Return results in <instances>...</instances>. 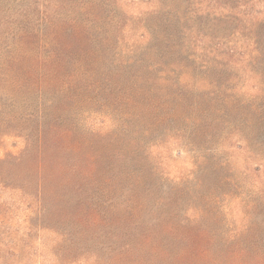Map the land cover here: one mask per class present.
<instances>
[{
	"label": "rangeland",
	"instance_id": "374dc122",
	"mask_svg": "<svg viewBox=\"0 0 264 264\" xmlns=\"http://www.w3.org/2000/svg\"><path fill=\"white\" fill-rule=\"evenodd\" d=\"M0 264H264V0H0Z\"/></svg>",
	"mask_w": 264,
	"mask_h": 264
}]
</instances>
